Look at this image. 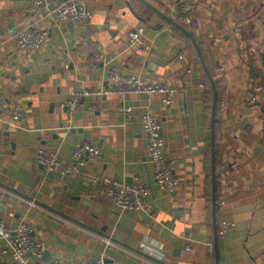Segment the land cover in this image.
<instances>
[{
    "label": "crops",
    "instance_id": "1",
    "mask_svg": "<svg viewBox=\"0 0 264 264\" xmlns=\"http://www.w3.org/2000/svg\"><path fill=\"white\" fill-rule=\"evenodd\" d=\"M59 1L0 0V105L21 101L23 107L22 120H0V220L12 228L21 219L33 225L44 245L34 264L97 257L109 264H217L216 244L215 254L208 244L215 241L213 88L192 39L167 23L161 28V17L141 0H81L93 16L78 23L56 18ZM146 1L184 24L191 16L221 92L216 128L218 205L224 203L223 211L217 207L221 264H264V0H188L187 16L179 14L183 0ZM140 26L143 35L131 40ZM26 27L49 29L51 45L19 50L10 29ZM243 40L256 47L252 62L259 78L249 71ZM99 51L104 60L88 66V57ZM112 70L170 84L177 100L166 104L161 94L131 95L126 102L135 116L128 121L119 114L122 99L114 93L87 95L78 111L67 109L75 90L107 87ZM259 79L263 88L253 109L248 97ZM94 103L96 112L90 110ZM150 110L165 121L167 155L180 180L175 192L155 184L142 121ZM81 141L103 151L87 161L86 170L152 184L149 205L125 211L111 197L92 193L82 178L46 175L37 160L39 148L72 160ZM34 198L37 204L30 206ZM225 219L230 224L222 234ZM5 247L1 237L0 264H18Z\"/></svg>",
    "mask_w": 264,
    "mask_h": 264
},
{
    "label": "built area",
    "instance_id": "2",
    "mask_svg": "<svg viewBox=\"0 0 264 264\" xmlns=\"http://www.w3.org/2000/svg\"><path fill=\"white\" fill-rule=\"evenodd\" d=\"M39 5L50 3L53 0H36ZM191 4L188 0L181 1L182 12L189 13ZM54 15L64 23L83 22L93 16L91 6L81 0H61L54 8ZM187 22L191 18H186ZM145 31L143 26L136 28L130 35L131 40L137 41ZM12 38L21 51L30 49H43L49 47L52 42V32L47 28L26 27L21 29H10ZM148 43H143V48H147ZM242 46L246 48L244 52L248 63L249 71L253 67L252 56L257 52L256 47L250 41L243 40ZM3 45L0 44V52ZM103 52H95L87 59V65L92 67L104 60ZM262 83H257L255 88L249 93L248 104L251 108L258 106V93L262 90ZM102 93H114L122 99L119 107V114L125 121L131 120L135 116L134 107L127 103L131 95L161 94L164 95L166 104H172L177 100L176 90L167 83L153 82L145 79L142 74H124L118 70H112L109 74V84L101 89L81 88L75 90L71 97L65 102L67 109L74 113L82 107V99L87 95ZM92 112L99 110V105L94 103L90 106ZM23 118V107L21 101L11 104L0 105V120L17 122ZM144 134L147 140V148L154 166L156 185L163 191L175 192L180 180L177 167L167 155V139L164 135L165 121L153 110L142 115ZM103 151L90 141H81L77 144L72 160L64 159L58 152L45 147L39 148L37 160L45 169L46 175L51 172H60L70 177H79L87 181L92 193H103L111 197L117 205L125 211H139L145 209L153 194V185L141 181L128 182L125 179L111 176H102L89 172L84 168L88 160L102 156ZM264 162V153H263ZM30 206H35V198L29 200ZM223 211L224 203L219 205ZM230 222L224 220L222 234H226ZM6 238L5 252L10 253L18 264H34L33 257L41 258L44 253V245L33 235V225L26 219H21L16 227L12 228L0 220V238ZM211 254H215V241H208ZM48 264H109L104 257L91 258L78 262H65L62 259H53Z\"/></svg>",
    "mask_w": 264,
    "mask_h": 264
},
{
    "label": "water",
    "instance_id": "3",
    "mask_svg": "<svg viewBox=\"0 0 264 264\" xmlns=\"http://www.w3.org/2000/svg\"><path fill=\"white\" fill-rule=\"evenodd\" d=\"M143 1L146 5H148L151 9H153V11H155L157 13V15H159V17H161V19L163 20V23L160 25L161 28L164 27V23L169 24V26L171 28L177 27L178 29H180L181 31H183L187 36H189L200 57V60L202 62V65L209 77V80L211 82L212 88H213V93H214V97H213V107H212V118H211V133H212V167H213V196H212V204H213V223H214V229H215V241H216V255H217V264H221L220 261V256H219V251H218V244H219V240H218V219H217V207H218V198H217V177H216V172H217V163H216V118H217V113H218V95H219V87L217 85L216 79L211 71V69L209 68L207 61L205 59V56L203 54V51L200 47V44L196 38V35L194 33V27H193V23L192 21L184 24L180 21H178L177 19L173 18L172 16L168 15L167 13L163 12L161 9L155 7L154 5L150 4L148 1L146 0H141ZM135 14L137 16H139L144 22L149 23L150 19L146 18V17H142L138 14V12L133 9ZM180 12H182V9L179 8V14ZM51 209V208H50ZM54 210V209H52ZM61 214V213H60ZM63 215V214H62ZM65 216V215H64ZM98 233H100L103 236L108 237L103 231H96ZM109 263V261H107Z\"/></svg>",
    "mask_w": 264,
    "mask_h": 264
},
{
    "label": "trees",
    "instance_id": "4",
    "mask_svg": "<svg viewBox=\"0 0 264 264\" xmlns=\"http://www.w3.org/2000/svg\"><path fill=\"white\" fill-rule=\"evenodd\" d=\"M186 24V23H185ZM174 29H176V30H179L177 27H174ZM245 36V37H244ZM243 37L244 38H246L247 36L246 35H244ZM200 62V64H201V66H202V69H203V72H204V74H205V79H206V81L211 85V82H210V80H209V77H208V75H207V73H206V71H205V69H204V67H203V65H202V62L201 61H199ZM250 72H252L253 74H254V77H256V78H259V76H261L260 74H261V71L260 70H258L257 68H255L254 67V65H253V67L251 68V70H250ZM263 79V78H262ZM262 79L260 80L259 79V81L257 82V83H262V82H260V81H262ZM256 83V84H257ZM212 86V85H211ZM213 90V89H212ZM211 90V92H210V96H209V101H213V97H214V93H213V91ZM220 101H221V92H220V89H219V95H218V111H219V104H220ZM218 114V113H217ZM218 122H219V119H218V116H217V118H216V128L218 127ZM217 154H218V152H217ZM216 159H217V156H216ZM216 163H217V168H218V162H217V160H216ZM216 177H217V198H218V196H219V192H218V190H219V187H220V180L218 179L219 178V173H218V170H217V172H216Z\"/></svg>",
    "mask_w": 264,
    "mask_h": 264
},
{
    "label": "rangeland",
    "instance_id": "5",
    "mask_svg": "<svg viewBox=\"0 0 264 264\" xmlns=\"http://www.w3.org/2000/svg\"><path fill=\"white\" fill-rule=\"evenodd\" d=\"M186 16H187V14H186ZM186 18H189V19H190V18H191V16H189V15H188V17H186Z\"/></svg>",
    "mask_w": 264,
    "mask_h": 264
}]
</instances>
